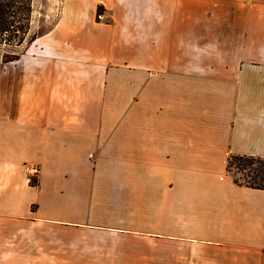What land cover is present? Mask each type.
Wrapping results in <instances>:
<instances>
[{
	"label": "crops",
	"instance_id": "obj_1",
	"mask_svg": "<svg viewBox=\"0 0 264 264\" xmlns=\"http://www.w3.org/2000/svg\"><path fill=\"white\" fill-rule=\"evenodd\" d=\"M233 155L264 159V0H65L0 51V264H264Z\"/></svg>",
	"mask_w": 264,
	"mask_h": 264
},
{
	"label": "trees",
	"instance_id": "obj_2",
	"mask_svg": "<svg viewBox=\"0 0 264 264\" xmlns=\"http://www.w3.org/2000/svg\"><path fill=\"white\" fill-rule=\"evenodd\" d=\"M31 13L32 0H0V37L9 41L17 38L16 41L21 42L28 32ZM233 160L243 162L235 165L244 173L245 178L242 180L231 175L237 184L264 189V159L253 156H230L227 163L230 174Z\"/></svg>",
	"mask_w": 264,
	"mask_h": 264
},
{
	"label": "rangeland",
	"instance_id": "obj_3",
	"mask_svg": "<svg viewBox=\"0 0 264 264\" xmlns=\"http://www.w3.org/2000/svg\"><path fill=\"white\" fill-rule=\"evenodd\" d=\"M64 3L65 0H32L30 26L23 40L21 42H17L16 38L12 41H9L3 40V37H0V51H4L5 59H12L14 56H19L31 44H33L38 37L51 31L61 15V12L64 8ZM235 163L237 165H240L241 163L243 164L242 161L233 160L231 175L235 178H240L243 180L245 175L239 171Z\"/></svg>",
	"mask_w": 264,
	"mask_h": 264
},
{
	"label": "built area",
	"instance_id": "obj_4",
	"mask_svg": "<svg viewBox=\"0 0 264 264\" xmlns=\"http://www.w3.org/2000/svg\"><path fill=\"white\" fill-rule=\"evenodd\" d=\"M32 171H33V173H34V172H37V169L34 168V169H32Z\"/></svg>",
	"mask_w": 264,
	"mask_h": 264
}]
</instances>
